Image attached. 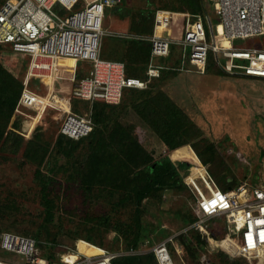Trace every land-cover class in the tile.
I'll return each mask as SVG.
<instances>
[{"label":"rangeland","instance_id":"obj_1","mask_svg":"<svg viewBox=\"0 0 264 264\" xmlns=\"http://www.w3.org/2000/svg\"><path fill=\"white\" fill-rule=\"evenodd\" d=\"M158 7H165V10L176 13H191L188 10H181L177 3L173 5V0H124L121 6L108 8L105 11L103 19L105 35L101 41V57L121 61L127 66L125 39L145 41L143 38L150 34L146 33L145 25L141 24V28L139 24L144 19H150L149 23L152 22L153 11ZM70 14L71 12H68L61 16L65 18ZM212 22L215 25L214 16ZM138 27L143 31L138 30ZM241 47L264 50V37L244 41ZM172 49L174 57L176 56L173 64L180 66L178 57L181 55V50L178 47ZM106 55L112 58H107ZM30 62L31 55L14 53L11 44L0 45V65L18 80L26 76ZM156 62L167 64L166 60L161 59H157ZM75 65V63L60 62L56 75L46 73L45 76L66 81H58L57 87L54 83L52 90L49 91L50 87L45 80L48 86L47 92L45 85L38 80L37 83H40L38 90L44 94L42 96L44 103L55 98V102L65 111L71 110L80 116L89 117L92 115L94 104L71 98L66 99L65 102L56 96L57 92L62 98L67 97L75 87L74 83L67 81L74 78L72 68ZM78 65L79 75L76 82L85 76L91 67V62L82 60ZM190 69L193 71L186 73L176 71L174 74L171 71L172 74L164 77L161 85L160 81L153 80L151 86L149 85L151 92L157 89L154 88L155 85L156 87L160 85L159 89L162 88L176 101L201 129L202 139L214 144L219 163L225 168L224 175L211 174L210 169L215 165L206 167L222 191L229 188L236 189L244 183L252 186L264 185V82L217 74L213 68L205 74L195 72L193 67ZM135 70L142 74L141 79L145 78V68L136 67ZM1 93L0 91V96ZM143 99L144 95L141 92L125 90L121 104L111 111L112 116L129 126L136 139L152 154V161L169 156L171 161L177 164L181 158L192 157L194 161L203 165L192 145H186L181 149V153L170 152L157 134L135 115L133 105ZM46 110V107L41 108L38 117L33 120L36 125L38 124L35 145L24 141V138L20 147L16 148L19 137H23L8 131L13 114L5 132V136L13 137L7 143L0 144V235L4 232H13L22 236L37 235L42 240H58L60 245L70 248L79 240H89V238L111 251L126 247L123 236L131 237L129 225H133L135 221V203L132 199L124 198L126 195L124 189L111 192L107 188L97 189L94 191V197L85 194L79 185L81 175L77 172L76 165L85 163L87 143L79 145L72 159L63 158L59 153L60 150L54 148L56 139L60 135L63 112L56 109ZM36 150L39 152L35 156H26ZM235 152L243 155L248 164L242 163L235 156ZM43 155L46 156L45 161L42 160ZM120 170V167H115L114 179L115 183H120L122 189L126 181L121 176ZM46 175H50L53 180L51 191L56 202L54 220L49 224L45 220L41 199L42 178ZM138 182L140 183L133 180L128 185L131 188ZM157 196L159 199L143 202L146 203L147 208L142 219L149 226L148 237L141 240L135 249L150 250L156 244L175 235H182L192 228L194 223L185 226V219L196 221L194 214L196 196L188 186L186 189H164L158 192ZM105 217H109V222L99 223L100 219ZM117 227L127 231L122 234ZM206 228L216 237H224L226 233L231 236L235 234L233 226L228 225L224 220L209 222ZM170 244L174 250L173 258L176 264H193L186 251L183 252L176 241L175 245ZM217 244L223 249L231 250L232 246L234 247L229 240L219 241ZM175 248H179L182 253H176ZM217 251L223 253L225 257L218 255L216 251L206 252L207 256L201 257L204 262L202 264H244L242 258L233 259L221 250L217 249ZM62 252L64 253L63 249ZM88 254L91 255L90 251ZM0 260L9 264L23 262L22 257L3 251L1 248Z\"/></svg>","mask_w":264,"mask_h":264},{"label":"built area","instance_id":"obj_2","mask_svg":"<svg viewBox=\"0 0 264 264\" xmlns=\"http://www.w3.org/2000/svg\"><path fill=\"white\" fill-rule=\"evenodd\" d=\"M124 0H7L0 8V45L11 44L14 53L31 55V62L24 80L20 99L13 112L9 131L30 139L37 127L33 120L40 108L63 112L60 134L79 141L88 137L94 129L91 116L83 117L59 108L55 98L45 105L44 98L30 89L32 79L44 82L46 73L56 75L59 62L74 60V78L67 81L75 87L61 100L86 101L90 104L117 105L125 90H145L153 79L160 78L164 70H178L203 74L208 65L229 77L264 82V50L241 47L242 43L264 37V0H205L207 9L201 15L176 13L168 10L154 12L153 33L143 40L151 45V56L146 80L126 74L123 62L101 57V41L105 35L103 19L108 8H116ZM71 12L63 18L61 15ZM212 16L216 18L215 25ZM181 26L180 31L177 27ZM181 50L180 66L159 64L157 59L167 60L172 48ZM90 61L85 76L77 79L80 61ZM53 72V73H52ZM66 81V80H58ZM56 82V87H57ZM48 92V86L45 84ZM235 156L245 164L247 159L240 153ZM184 164H187L186 162ZM189 165V164H187ZM200 174L193 181L183 182L196 196L193 228L209 243L233 259L242 258L255 264L264 261V185L241 184L236 189L222 191L209 173ZM181 175V174H180ZM206 192H205V191ZM226 221L235 234L216 237L206 228L207 223ZM176 236V235H175ZM156 244L152 249L110 251L90 243L96 251L83 253L76 246L60 245V252L51 259V253L43 254L41 247L52 244L13 232L0 235V248L23 258L16 264H115L127 256L152 254L154 264H176L170 243L174 237ZM229 240L232 249L217 246L219 241ZM61 249V251H62ZM176 253L182 251L175 248ZM0 264H9L0 260Z\"/></svg>","mask_w":264,"mask_h":264},{"label":"trees","instance_id":"obj_3","mask_svg":"<svg viewBox=\"0 0 264 264\" xmlns=\"http://www.w3.org/2000/svg\"><path fill=\"white\" fill-rule=\"evenodd\" d=\"M6 1L7 0H1L2 4L0 5V8ZM176 3L179 4V8L181 10H188L191 14L195 15H201L207 9L205 0H173V5ZM156 10H165V7H158L153 11V17H151L153 21L150 22L151 24L149 23L150 19H144L139 24L141 28L142 25H145V30L147 31L146 33L150 35L153 33L154 12ZM146 21L148 22L145 23ZM139 29L140 28L138 27V30ZM177 29L180 31L181 26L179 25ZM140 31L143 30L140 29ZM124 44L126 45L127 75L130 77L141 78L142 74L140 75V73L136 72L135 68L141 67L146 70L151 54V45L146 41L136 39H125ZM106 57L112 58L110 55H106ZM173 59H176V56L174 57L172 49L171 55L166 61L169 63L171 60L173 61ZM213 69L217 74H221L219 70L215 68ZM208 70H211V66ZM174 73H176V71H173V74ZM171 74V71H163L159 79L153 80L160 81L159 84L161 85V81L164 77ZM78 75L79 74L77 73V77ZM142 79H147L146 74L145 78ZM24 80L25 77L18 80L12 73L0 65V91L2 92L0 96V144L2 142L7 143L13 137L9 135L5 136V132L11 115L13 114L23 91ZM38 80L41 84H44L42 80L35 78L30 81L29 87L35 93L44 95L38 90L40 85V83H37ZM160 85L158 87L155 85L154 88L157 89L152 92L149 87L146 90H135L144 95L143 101L133 105L135 115L157 134L162 143L170 151H179V153H181V149L190 144L193 146L194 151L202 161L203 165L208 167L215 165V167L210 169L213 176L219 174L224 175L225 168H222L220 165L221 163H219L218 153L214 144L208 143L202 139L201 129L162 88L159 89V87H161ZM121 102L117 105L94 103L91 115L94 124L93 132L88 137L79 141L71 140L60 134L56 139L54 148L60 150L59 153L63 158L72 159L74 157L75 150L79 147V145L87 143V153L85 156L86 158L84 159L85 163L81 162L76 165L77 172L81 175L79 185L85 194L94 197V191L97 189L107 188L109 192L124 189L123 191L126 194L124 198L133 200L136 206V212L133 225H129L131 229V237L123 236L125 237L124 242L126 244V247L123 248L124 250H129L135 249L141 240L148 237L147 233L149 231V226L146 225L142 219L145 208H147L145 206L146 203L143 202L145 200L149 201L150 199H159L157 193L164 189H186L187 185L181 181L183 180L182 173L183 171L189 170L190 167H188L189 165L187 164H181L179 162L174 164L167 156L162 157L157 161H152V154L149 153L136 139L129 126L123 124L118 118L116 119L112 116L113 113L111 111H114V108L116 107L118 108ZM36 132L37 127L32 137L27 140L19 137L16 148L18 149L20 147L23 141L22 139L35 145ZM203 142L204 147L202 148ZM38 152L39 151L36 150L33 151L34 154L31 152L26 154V156H35ZM42 160H46L45 155H43ZM115 167L121 168V176H123L126 181V184L124 187L122 186V189H120V183H115ZM133 180L140 181V183L138 182L130 188L128 183H131ZM52 185L53 180L50 175H46L42 178L41 199L46 216L45 220L48 224L54 220L53 218L56 209V202L51 191ZM108 219L109 217L101 218L99 223L106 224L109 222ZM185 220V226L195 223L193 219ZM118 228L119 227H117V229ZM194 230L195 229L192 227L187 230L186 233L175 236L173 239L174 245L176 241L181 250L186 251L191 263H204L202 262L201 257L202 255L207 256V253L210 251H216L218 255L225 257L223 253L217 251L212 244L206 241V238L202 234L197 233L198 231ZM118 231L124 234L127 230L119 228ZM23 236L51 243V247H41V250L46 256L48 253H51V259H55V255H57L59 251L61 252V249L57 248L60 246L58 240H42L40 239L41 237H38L37 235L24 234ZM77 240L78 239H76V241ZM87 241L94 245L104 247L100 243L93 242L90 238ZM76 244L77 242L74 245L76 246ZM169 246L172 255H174L172 244H169ZM236 261L240 262L238 260ZM154 262L155 258L152 254L121 257L114 261L115 264H154ZM243 262L244 264H255L254 262H250L245 259H243Z\"/></svg>","mask_w":264,"mask_h":264},{"label":"bare ground","instance_id":"obj_4","mask_svg":"<svg viewBox=\"0 0 264 264\" xmlns=\"http://www.w3.org/2000/svg\"><path fill=\"white\" fill-rule=\"evenodd\" d=\"M60 62H70V63H75L76 64V61H74V60H63V61H60ZM60 62H59V65H60ZM44 78H45L44 79V82H45V80L47 81L46 84L49 85V87H50V90L49 91H51L54 83H55V86H56L57 79L56 78H53V77L52 78H48L46 76ZM52 99L49 102H45V105H49L52 102ZM44 107H42V108H44ZM59 108H62V107L60 106ZM187 159H189L191 161H186L184 159H179L178 162L181 163V164L182 163H185V162L189 164L188 167H190V169L187 170V171H183V173H182L183 178L187 182H189V181H193L200 174H204L206 172V170L204 168V165L199 164L198 161L196 162V160L194 161L192 157H187ZM78 248L83 253H87L88 254L89 251H90L91 255H93V254L96 253V251L94 250V248L93 247H90L89 245H87V243L85 241L84 242H79L78 243ZM88 255H90V254H88ZM259 264H264V261H260Z\"/></svg>","mask_w":264,"mask_h":264},{"label":"crops","instance_id":"obj_5","mask_svg":"<svg viewBox=\"0 0 264 264\" xmlns=\"http://www.w3.org/2000/svg\"><path fill=\"white\" fill-rule=\"evenodd\" d=\"M149 36H151V35H149ZM149 36H146V38L147 37H149ZM119 37H122V38H125L126 36H119ZM149 43V42H148ZM150 56H151V54H150ZM179 58V57H178ZM112 61H117V60H112ZM149 61H150V58H149ZM173 61H174V64H175V61H176V59H173ZM173 61L170 63H167V64H170V65H172V66H174V64H173ZM121 62V61H120ZM162 64L161 65H163V62H161ZM125 64V63H124ZM148 64H149V62H148ZM160 64V63H159ZM126 66V65H125ZM211 66V68H215V67H213V65L210 63L209 65H208V68H207V70H206V72L205 73H207L209 70V67ZM174 67H178V66H174ZM28 68H29V66H28ZM147 68H148V65H147ZM147 68H146V71H147ZM216 69V68H215ZM218 70V69H217ZM28 71V70H27ZM164 71H177V72H182V71H178V70H164ZM219 72H221L220 70H219ZM186 73V72H185ZM205 73H203V74H205ZM126 74H127V72H126ZM221 74H223V75H225L224 73H222L221 72ZM225 76H227V75H225ZM26 77V76H25ZM229 77V76H228ZM233 78V77H232ZM141 79V78H140ZM157 79H159V78H157ZM149 87V86H148ZM131 90H134V89H131ZM146 90V89H145ZM20 99V98H19ZM176 102V101H175ZM177 103V102H176ZM178 104V103H177ZM178 106H180L179 104H178ZM181 107V106H180ZM182 108V107H181ZM183 109V108H182ZM184 110V109H183ZM185 111V110H184ZM186 112V111H185ZM187 113V112H186ZM188 114V113H187ZM189 115V114H188ZM8 131H9V127H8ZM171 152V151H170ZM167 157H169V156H167ZM170 158V157H169ZM185 159V158H184ZM171 160V159H170ZM185 160H187V161H189V159H185ZM259 185H262V184H259Z\"/></svg>","mask_w":264,"mask_h":264}]
</instances>
